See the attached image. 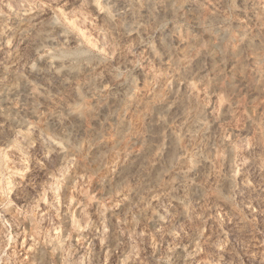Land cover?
Masks as SVG:
<instances>
[{"label": "clouds", "instance_id": "clouds-1", "mask_svg": "<svg viewBox=\"0 0 264 264\" xmlns=\"http://www.w3.org/2000/svg\"><path fill=\"white\" fill-rule=\"evenodd\" d=\"M0 264H264V0H0Z\"/></svg>", "mask_w": 264, "mask_h": 264}]
</instances>
